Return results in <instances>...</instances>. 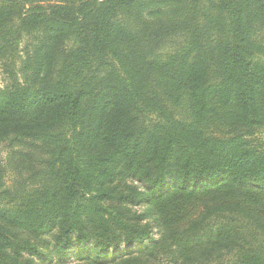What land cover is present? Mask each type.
<instances>
[{
  "label": "trees",
  "instance_id": "obj_1",
  "mask_svg": "<svg viewBox=\"0 0 264 264\" xmlns=\"http://www.w3.org/2000/svg\"><path fill=\"white\" fill-rule=\"evenodd\" d=\"M0 63V264H264V0H0Z\"/></svg>",
  "mask_w": 264,
  "mask_h": 264
},
{
  "label": "rangeland",
  "instance_id": "obj_2",
  "mask_svg": "<svg viewBox=\"0 0 264 264\" xmlns=\"http://www.w3.org/2000/svg\"><path fill=\"white\" fill-rule=\"evenodd\" d=\"M23 42L24 40H22V42L20 43L21 46H19V49L22 48ZM10 66H12L13 70L17 71L16 77H18L19 80H22L23 79L22 74L19 71V68L21 66L20 59L16 58L15 61L10 63ZM6 71L7 70H5L4 67H2L0 63V87L7 85V83H9L12 79V76L10 75V73ZM10 155H11V148L7 145V143L4 142L0 144V162L6 168V174L4 177L5 183L7 186L13 187L14 179L16 178V176L17 177L19 176V173L15 168L11 166L13 160L10 157ZM75 255L78 256V254H75V252L72 251L71 256L69 257V261H73V259L76 258ZM159 264H171V263L163 260Z\"/></svg>",
  "mask_w": 264,
  "mask_h": 264
}]
</instances>
